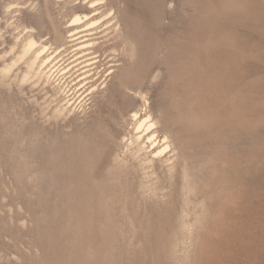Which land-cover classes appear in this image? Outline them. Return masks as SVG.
<instances>
[{"label":"rangeland","instance_id":"obj_1","mask_svg":"<svg viewBox=\"0 0 264 264\" xmlns=\"http://www.w3.org/2000/svg\"><path fill=\"white\" fill-rule=\"evenodd\" d=\"M0 264H264V0H0Z\"/></svg>","mask_w":264,"mask_h":264},{"label":"bare ground","instance_id":"obj_2","mask_svg":"<svg viewBox=\"0 0 264 264\" xmlns=\"http://www.w3.org/2000/svg\"><path fill=\"white\" fill-rule=\"evenodd\" d=\"M79 20V17H77L74 22H78ZM31 44L33 43L31 42ZM43 53L44 51H40L37 55V59L41 57ZM48 62L49 59H45L42 63L43 65H45ZM130 119L135 122L134 128L138 133H140L139 136H135V143L137 145L136 153L147 148L149 150V152H147V155L150 157L151 162H162L170 145L168 143L169 139L166 136L164 137V135L163 139L160 137L161 132L156 127V124L152 122V115L148 114L146 117L142 118L139 116L137 111H133V113L130 115Z\"/></svg>","mask_w":264,"mask_h":264}]
</instances>
